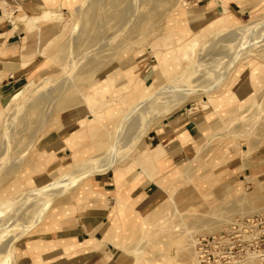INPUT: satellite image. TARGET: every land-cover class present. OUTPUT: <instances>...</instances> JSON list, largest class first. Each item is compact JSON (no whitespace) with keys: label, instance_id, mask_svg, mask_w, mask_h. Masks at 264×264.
I'll use <instances>...</instances> for the list:
<instances>
[{"label":"rangeland","instance_id":"374dc122","mask_svg":"<svg viewBox=\"0 0 264 264\" xmlns=\"http://www.w3.org/2000/svg\"><path fill=\"white\" fill-rule=\"evenodd\" d=\"M18 1L0 0L3 17L22 22L23 52L35 61L0 92V264H13L18 241L54 198L138 160L156 124L181 112L208 114L212 95L225 93L236 69L246 87L253 65L264 61V0ZM193 37L181 54L182 41ZM159 86L176 87L162 97L172 102L152 99L120 129L129 106ZM178 87L189 91L178 96ZM220 123L207 137L212 166L198 151L195 170L183 164L142 206L122 246L134 264H264V219L238 225L264 218V89ZM117 137L115 161L107 149ZM220 145L239 162L233 170L219 166ZM93 164L80 181L51 192L57 178ZM24 193L31 197L23 202ZM203 238L209 243L199 245Z\"/></svg>","mask_w":264,"mask_h":264},{"label":"crops","instance_id":"0c3cea01","mask_svg":"<svg viewBox=\"0 0 264 264\" xmlns=\"http://www.w3.org/2000/svg\"><path fill=\"white\" fill-rule=\"evenodd\" d=\"M70 1L75 0L62 3L69 5ZM9 2L19 4L18 0ZM25 31L21 21L3 17L0 6V92L11 79L29 74L35 61L27 60L28 53L23 52ZM253 67L254 78L246 87L242 68L235 70L224 83L225 93L212 95L208 114L191 117L181 112L163 119L150 130L138 160L109 168L85 186H74L54 198L45 216L18 241L13 264H134V256L122 246L142 206L173 182L183 164L195 170L198 151L205 153L203 165L212 166L207 163L211 159L208 152L214 148L207 145L208 134L253 104L264 89V61ZM219 148L223 154L219 166L237 167L239 162L228 159L231 152Z\"/></svg>","mask_w":264,"mask_h":264},{"label":"bare ground","instance_id":"6f19581e","mask_svg":"<svg viewBox=\"0 0 264 264\" xmlns=\"http://www.w3.org/2000/svg\"><path fill=\"white\" fill-rule=\"evenodd\" d=\"M44 13L46 14L47 13V11L45 12L44 11ZM264 20V19H263ZM256 21H253V23H255ZM256 24V23H255ZM257 24H258V21H257ZM37 27V26H36ZM39 30V29H38ZM182 50H181V54H187V53H189L190 51H188V49L191 47H193L195 44H196V38L195 37H193L192 39H189V40H186V41H182ZM235 61V60H234ZM46 81H47V79H46ZM146 88H148V86L146 87ZM175 88L176 87H170V88H167V87H161V86H159V87H157L154 91H152V92H150V93H148V94H145L144 96H142L141 98H139L137 101H135L134 103H132L130 106H129V108L125 111L126 113H125V115H124V113H123V117L121 118V120H120V122L118 121L117 123H119V128L121 129V127H122V125L124 124V123H127L129 120V118H132L133 116H134V113H136L137 111H139V110H141V109H143V108H145L147 105H148V103H149V101H151L152 99H156L155 101L157 102V104L158 103H163V102H165V103H169V102H172V101H165V100H163V95L164 94H167V93H170V90L171 89H174L175 90ZM180 90H181V93L178 95V96H184V95H186L187 94V92L189 91L188 89H186V88H182V87H178ZM176 91V90H175ZM174 94H176L175 92H173ZM19 94H20V91H18V92H16V93H14L13 94V96H12V100L14 99L15 100V98H17L18 96H19ZM156 102H155V104H156ZM164 103V104H165ZM90 109H92V107L90 106ZM93 110V109H92ZM144 110V109H143ZM142 111V110H141ZM140 113V112H139ZM137 114V113H136ZM128 120V121H127ZM122 134V133H121ZM120 134V135H121ZM141 135V134H140ZM119 136V135H118ZM121 138H123V137H121ZM117 139H119L118 137L114 140V141H112V143L110 144V147L107 149V150H109L110 151V158H112V160H115V158H116V156H118V155H116V150H117V152L119 151V149H118V146H119V144L122 142H120V140H118V145H117V147H116V145L115 144H117ZM121 140H123V139H121ZM116 148V149H115ZM119 159V158H118ZM108 161H110V160H108ZM116 161V160H115ZM108 165V164H107ZM106 166V165H105ZM110 166H111V163H110ZM97 167H96V164H93L92 165V167H79V168H76V169H74L69 175L67 174V176H64V177H61L59 180H58V178H57V181H55L53 184H51L50 182H48L46 185L48 186L49 184H51L52 186V189L50 188V190H51V192L54 190V191H56L55 189L56 188H58V187H60V185L61 186H64L65 185V183H67L68 181H70V180H72V181H80L83 177H85L86 175H88V174H90L92 171H94L95 169H96ZM102 168V167H101ZM63 176V175H62ZM62 184H64V185H62ZM68 184V183H67ZM66 184V185H67ZM45 187V186H44ZM65 187V186H64ZM64 187H62V188H64ZM47 188V187H46ZM62 188H60V190L62 189ZM42 189H44V188H42ZM41 189V190H42ZM48 189V188H47ZM47 189H46V192H47ZM59 189V188H58ZM34 190H36V188L34 189ZM33 190V192L32 191H30L31 193H33L34 194V192L36 193L37 192V190L36 191H34ZM49 191V190H48ZM53 191V192H54ZM58 191L59 190H57V193H58ZM22 192V191H21ZM26 192H28V191H26ZM30 192H29V194H30ZM45 192V191H44ZM43 192V194L42 195H44L45 196V193ZM57 193H55V195L57 194ZM20 194V193H19ZM29 194H27V193H24L23 195L21 194V196H22V198H23V202H24V200L26 199V197L27 198H30L31 196L29 195ZM48 194H50L49 192H48ZM54 194V193H53ZM25 195V196H24ZM40 195V194H39ZM52 195V194H51ZM50 195V196H51ZM17 196V195H16ZM46 196H48L47 194H46ZM49 197V196H48ZM12 199V198H11ZM14 199H15V197H14ZM33 200H35V199H33ZM13 201V200H12ZM11 201V202H12ZM26 201V200H25ZM28 201V200H27ZM29 201H31V200H29ZM17 202V201H16ZM44 205V204H43ZM42 205V206H43ZM21 206V205H20ZM39 206V205H38ZM37 206V207H38ZM35 207H36V205H35ZM36 207V208H37ZM43 207H40V210H38V212H37V214L41 211V209H42ZM45 208V207H44ZM38 209V208H37ZM43 211V210H42ZM3 212V211H2ZM7 213V212H6ZM41 213V212H40ZM42 214V213H41ZM41 214H39V215H41ZM39 215H35V217L37 216L38 218L40 217ZM34 217V216H33ZM36 217V218H37ZM35 218V219H36ZM30 219V217L28 218V220ZM32 219H34V218H31V220ZM33 220V221H36V220ZM29 222V221H28ZM31 222V221H30ZM31 223H34V222H31ZM28 225V224H27ZM26 224H25V226H27Z\"/></svg>","mask_w":264,"mask_h":264},{"label":"built area","instance_id":"2783aa9c","mask_svg":"<svg viewBox=\"0 0 264 264\" xmlns=\"http://www.w3.org/2000/svg\"><path fill=\"white\" fill-rule=\"evenodd\" d=\"M260 216L261 217L250 218V219L248 218V219L245 220V222L238 223V225H242L243 228L249 227L251 225L254 226L255 224H257L256 222L261 221L262 219H264L262 215H260ZM215 237H216L215 235L212 236V240H214V239L216 240ZM204 241H205V243H209V238H203L202 240L198 241L199 245H202L204 243ZM200 249H204V248L200 247ZM199 253H200L199 254L200 257L201 256L205 257V255H206L205 254V250H203V251L200 250ZM225 256H227V255H225Z\"/></svg>","mask_w":264,"mask_h":264}]
</instances>
